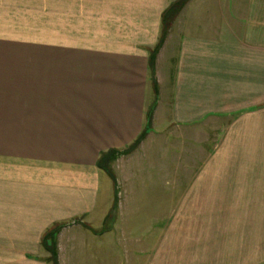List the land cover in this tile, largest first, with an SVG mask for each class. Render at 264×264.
<instances>
[{"label": "crops", "instance_id": "1", "mask_svg": "<svg viewBox=\"0 0 264 264\" xmlns=\"http://www.w3.org/2000/svg\"><path fill=\"white\" fill-rule=\"evenodd\" d=\"M176 1L0 0V264H52L42 238L55 225L58 264H264L252 225L188 238L177 258L158 225L170 146L154 140L208 123L217 142L196 194L264 202V0L188 2L156 56V98L150 52ZM152 106L146 139L112 163L118 219L104 227L115 191L98 158L131 145Z\"/></svg>", "mask_w": 264, "mask_h": 264}, {"label": "rangeland", "instance_id": "2", "mask_svg": "<svg viewBox=\"0 0 264 264\" xmlns=\"http://www.w3.org/2000/svg\"><path fill=\"white\" fill-rule=\"evenodd\" d=\"M15 7H21V5L15 4ZM12 11L18 13L17 10ZM24 20L28 24L32 22L31 19ZM52 21V24H54V17ZM29 25L34 26L32 24ZM216 136L212 125L208 123L204 128L202 127L200 130H194L188 134L176 132L170 135V143L160 138L154 140L161 142V145L165 148L170 146V206L163 202L158 203V210L161 214L158 225L160 227L170 226V247L173 250V257L177 258V250L184 248L185 244L190 241L191 243L201 242L208 246V243H215L221 238L232 237L226 233L233 232L237 224L239 226H248V228L250 225L253 226L251 233L254 234L246 236V240L247 238H252L255 243H264V202H203L200 199L201 197L196 194L197 187H192L198 169L201 167V162L205 159L203 150L208 149L210 151L209 149H212L217 142ZM114 172H118V167H116ZM117 196H119L118 188ZM117 210L118 205L112 213V220L107 223L108 226L109 224L113 225L114 221L118 219ZM168 214H170V219L167 220L166 216H169ZM128 221L135 222V218L134 220L128 219ZM149 221L147 218H143V220L137 218L136 223L144 228L150 227L151 223ZM237 237L238 235L234 236L233 240L235 238L237 240ZM188 238L191 240L189 241ZM182 243L185 244L183 245ZM188 248L190 249V247ZM263 253V251L260 252V254ZM170 262L171 264H180L173 262V260Z\"/></svg>", "mask_w": 264, "mask_h": 264}, {"label": "trees", "instance_id": "3", "mask_svg": "<svg viewBox=\"0 0 264 264\" xmlns=\"http://www.w3.org/2000/svg\"><path fill=\"white\" fill-rule=\"evenodd\" d=\"M191 0H178L174 3H172L166 11L162 15V31L160 35V39L158 41V44L155 46V48L150 52V59H149V68H150V75H151V81L152 86L154 90V94L157 98L158 95V87L157 82L155 79V59L162 48L166 37L169 33V30L171 29L174 21L180 14V12L183 10V8L186 6L188 2ZM155 106H152L149 108L146 114V125L144 129L142 130L139 137L128 147H126L123 150H109L106 152H103L100 154L98 161H97V167L104 171L109 178L112 180L114 185V200L113 205L110 213L106 217L104 227H106L107 223L112 220V213L116 210L118 205V196H117V184H116V178L114 176V173L112 171V163L117 160L121 156H127L131 154L133 151H135L139 145L146 139L148 132L152 128V118H153V112H154ZM62 225H55L50 230H48L43 238H42V245L44 249L50 254L49 261L52 264H58L57 261V247H56V235L61 230Z\"/></svg>", "mask_w": 264, "mask_h": 264}]
</instances>
